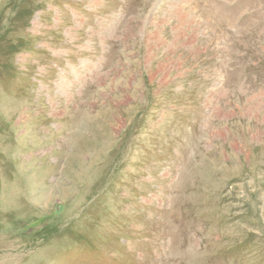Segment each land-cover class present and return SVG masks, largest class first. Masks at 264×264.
I'll list each match as a JSON object with an SVG mask.
<instances>
[{"label": "rangeland", "instance_id": "rangeland-1", "mask_svg": "<svg viewBox=\"0 0 264 264\" xmlns=\"http://www.w3.org/2000/svg\"><path fill=\"white\" fill-rule=\"evenodd\" d=\"M0 264H264V0H0Z\"/></svg>", "mask_w": 264, "mask_h": 264}]
</instances>
